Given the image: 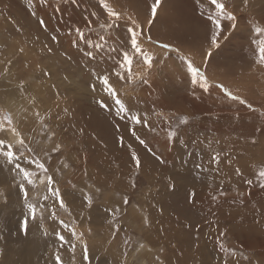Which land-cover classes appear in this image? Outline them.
<instances>
[{
    "label": "rangeland",
    "instance_id": "obj_1",
    "mask_svg": "<svg viewBox=\"0 0 264 264\" xmlns=\"http://www.w3.org/2000/svg\"><path fill=\"white\" fill-rule=\"evenodd\" d=\"M123 1L0 0V121L19 134L0 139L33 174L29 184L15 167L11 183L1 168L0 264H264V0H220L236 20H221L217 45L215 8L200 0H162L155 18L154 0Z\"/></svg>",
    "mask_w": 264,
    "mask_h": 264
},
{
    "label": "snow or ice",
    "instance_id": "obj_2",
    "mask_svg": "<svg viewBox=\"0 0 264 264\" xmlns=\"http://www.w3.org/2000/svg\"><path fill=\"white\" fill-rule=\"evenodd\" d=\"M42 2H43V0H42ZM101 2L103 3V0H101ZM161 2H162V0H154V3L151 6V15H152L153 18L156 17L157 10L160 7ZM209 3L211 5H213L214 8H215V14L214 15H212V14L208 15V19L211 21L212 25L214 26V31L212 32V35H211V43L213 45H217V38L220 36V33L223 30L222 24H221V20L225 19V20H228L230 22H233L232 26L235 27V23L234 22L236 20V16L233 13L227 11L225 4L220 2V0H209ZM245 4H247V0H245ZM104 7L108 9V15H109L110 18H114L116 20H118L120 18L119 17V13H117L113 9L109 8L107 4H104ZM40 23L43 24L44 22L40 21ZM76 31L79 34L80 38L83 39L84 38V34L80 31V29H76ZM129 31L131 32V47H132V49L135 51L136 54H138V55H140L142 57L143 63L147 64L148 67H151L152 66L153 57L150 54H148L147 52H144L141 49V47L139 45V42H138V35L139 34L134 29H129ZM255 32L257 33V35H260L261 33H264V29H261L260 27H256L255 28ZM52 39L55 40L56 37H52ZM148 39L150 40L151 37H149ZM254 43H256L257 47H258V52H259V61L258 62L261 65H264V39L258 40V41H254ZM161 47L162 48H168L169 45L164 44V45H161ZM132 65H133V57L131 55H129L127 52H125L124 55H123V63L121 64V67H123L125 69V71L127 72L128 78H131L133 76ZM187 71H188V73L191 76V82H192L193 85H196L197 83H199V86L204 91H208L209 90L210 85L208 83L207 77L204 75L203 72L200 71V69L198 67H196L193 64V62L191 60L187 61ZM116 75L121 80L125 79V76L123 74H121L120 72H117ZM102 81H103V84L107 87V91L109 92V94L113 95V96H116V91L110 85L109 78L107 76H104L102 78ZM225 91H227V90L225 89ZM228 95H231V93H228ZM232 98L233 99H237V97H232ZM240 102L242 104L245 103V101H243V100H241ZM116 103L120 105V110L121 111H126V109L124 108L123 103L119 99L116 100ZM5 119L7 120V123L9 125L12 124L11 117H5ZM132 119L137 124H141L142 123L141 118L139 116H133ZM187 122L188 121H187L186 117L181 120V123H185L186 124ZM3 131H11L13 134H16L17 136L19 135L17 133V130L15 129V127H12L10 129H4L3 122L0 121V132H3ZM133 135H135V132H133ZM172 135L174 136L175 133H172ZM19 143L21 145H23L24 144L23 139H20ZM140 143L144 144V141L140 140ZM0 149H3V150H0V155L5 157V161L7 163H9V164L14 163V161H16L18 159L16 153L12 151V144H5V141L3 139H0ZM214 159H216V158L214 157ZM133 160L135 161V166L137 168H139L140 167V160L135 155V153H133ZM15 167L21 173H23L24 179L27 180L29 184L33 183V180H32V175L33 174L31 172H28L27 170L21 168L19 164H16ZM37 167H39L40 169H42L45 172L47 171V169L45 168V166L43 164L37 163ZM237 172H239V169H237ZM259 176L261 178H264V171H260L259 172ZM50 182H51V178H49V183ZM248 183H251V181H248ZM261 186L264 187V184H262ZM24 196H25V201H27V196H28L27 191H25ZM88 200H89V203H91V198L90 197L88 198ZM125 202H127V201H125ZM60 206L61 207L65 206L64 203H63V200H61ZM28 207H29L32 219L34 220L36 218L35 208L31 204H29ZM23 228H24L25 234H27V231H28V220L27 219H25V221H24ZM73 235H76V233L74 231H73ZM77 238L79 239L80 237H77ZM59 239L61 241H64L65 238H64L63 235H60ZM73 248H74V246H73ZM221 248H223V245H221ZM83 258L85 260L89 259L88 248H87L86 244L84 245V248H83ZM55 259H56V264H63V261H62V259H61V257L59 255H56Z\"/></svg>",
    "mask_w": 264,
    "mask_h": 264
},
{
    "label": "bare ground",
    "instance_id": "obj_3",
    "mask_svg": "<svg viewBox=\"0 0 264 264\" xmlns=\"http://www.w3.org/2000/svg\"><path fill=\"white\" fill-rule=\"evenodd\" d=\"M117 1H118V4L124 3L123 0H117ZM197 1H199V0H197ZM200 1L204 2V5H206L208 8H210V7L213 8V7H214V6H212V5L209 3V0H208V4H206V1H205V0H200ZM121 5H123V4H121ZM204 5L202 4V6H204ZM125 6H126V4H125ZM127 6H128V5H127ZM204 7H205V6H204ZM263 12H264V11H263ZM262 14H263V13H262ZM43 18H44V17H43ZM168 25H169V24H168ZM167 34H168V33H167ZM168 35H169V34H168ZM168 35H167V37L165 36V38H166L167 41H168V37H169ZM170 41H171V40H170ZM71 44H72V43H71ZM71 44H70V45H71ZM168 44H169V43H168ZM173 44H174V43H173ZM64 45H65V44H64ZM83 46H84V45H83ZM75 47H76V46H75ZM86 48H87V47H86ZM68 50H69V49H68ZM71 50H72V49H71ZM78 52H79V51H78ZM179 54H180V53H179ZM181 54H182V53H181ZM183 55H185V54H183ZM101 57H102V56H101ZM98 59H99V58H98ZM94 60L97 61L96 58H94ZM98 62H99V61H98ZM116 64H117V63H116ZM115 66H116V65H115ZM119 67H120V66H119ZM84 73H85V72H84ZM113 74H114V73H113ZM113 74H112V75H113ZM166 75H167V74H166ZM98 84H99V83H98ZM148 90H149V89H148ZM199 91H200V90H199ZM147 92H148V91H147ZM163 93H164V92H163ZM167 95H168V94H167ZM146 96H147V95H146ZM149 96H150V95H149ZM164 96H165V95H164ZM106 98H107V97H106ZM110 98H111V97H110ZM158 98H160V97H158ZM112 99H113V98H112ZM114 99H115V97H114ZM144 100H145V99H144ZM141 101H142V100H141ZM141 101H139V102H141ZM152 101H153V100H152ZM106 102H107V101H106ZM113 102H114V100H113ZM137 102H138V101H137ZM139 102H138V103H139ZM109 103H110V102H109ZM134 103H135V102H134ZM138 103H137V104H138ZM146 103H147V102H146ZM92 104H93V103H92ZM115 105H116V104H115ZM132 106H133V105H132ZM92 110H93V109H92ZM110 110H111V109H110ZM153 110H154V109H153ZM93 111H94V110H93ZM134 111H135V110H134ZM75 113H76V112H75ZM151 113H152V112H151ZM127 114H128V113H127ZM149 115H151V114L149 113ZM252 132H253L252 134H254V133L256 134V131H252ZM259 136H260V134H259ZM261 137H262V136H261ZM261 137H260V138H261ZM260 138H259V139H260ZM261 141L263 142L264 139H261ZM245 146H246V145H245ZM245 146H244V147H245ZM244 147L241 148L240 152H246V149H245ZM228 158H229V157H228ZM241 158H242V156H241ZM241 162H242V160L240 159L239 162H238V164L241 163ZM4 164H5V166H4L3 164H0V165H1V168H2L3 171H6V173H7V174L5 175V176H6V179L10 181V180H12V179L14 178V173H16L17 175H18V173H17V171H16V169H15L14 163L9 164V163H7V162L5 161ZM26 166H27V165H26ZM238 167L241 169V164H239ZM240 169H239V170H240ZM214 171H215V170H214ZM182 172H183V171H182ZM228 176H230V175H228ZM226 177H227V176H226ZM14 179H15V178H14ZM224 179H226V178H224ZM10 182H11V181H10ZM11 183H12V182H11ZM10 220H11V219H10ZM260 227H261V226H260ZM15 229H16V228H15ZM229 230H231V229L229 228ZM234 230H235V229H234ZM240 230H241V229H240ZM240 230H239V231H240ZM253 230H254V229H253ZM237 231H238V229L236 230V233H237ZM231 233L237 238V234H236V233H234L233 231H231ZM9 234H10V233H9ZM245 235H246L245 233H241V234H240V236H245ZM29 236H32V235H29ZM1 237H2V236H1ZM238 238H239V237H238ZM50 240H51L52 242H56V241H53L54 239H53L52 237L50 238ZM235 240H236V239H235ZM27 242H28V241H27ZM70 243H71V241H70ZM59 247H60V248H59L60 250H63V249H62L63 246H59ZM78 247H79V246H78ZM51 248L54 249V247H51ZM83 248H84V247L81 246V248H78L77 250L82 251ZM88 249H89V248H88ZM28 250L30 251L29 248H28ZM63 252H64V250H63V251H60L58 254L62 255V257L64 258V253H63ZM255 257H256V256H255ZM260 258H262V257H260ZM263 259H264V258H263ZM253 260H254L255 262H257V261L255 260L254 257H253ZM232 261H233V260H232ZM79 263H80V262H79ZM230 264H231V263H230ZM258 264H259V263H258Z\"/></svg>",
    "mask_w": 264,
    "mask_h": 264
},
{
    "label": "crops",
    "instance_id": "obj_4",
    "mask_svg": "<svg viewBox=\"0 0 264 264\" xmlns=\"http://www.w3.org/2000/svg\"><path fill=\"white\" fill-rule=\"evenodd\" d=\"M0 162H1V160H0ZM5 162V161H4ZM1 164H3L2 162H1ZM4 166H5V164H3ZM0 172H1V167H0ZM0 176H2V174H0ZM3 184L5 183L4 181L2 182ZM7 185V184H6ZM15 196H17L16 194H15ZM13 201H15V199L13 200ZM5 205H14L13 204V202H10L9 203V201H7L6 203H4ZM1 205V204H0Z\"/></svg>",
    "mask_w": 264,
    "mask_h": 264
}]
</instances>
